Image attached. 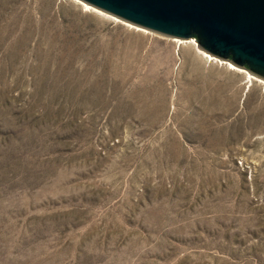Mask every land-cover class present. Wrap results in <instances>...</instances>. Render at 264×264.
I'll return each instance as SVG.
<instances>
[{"label":"rangeland","instance_id":"374dc122","mask_svg":"<svg viewBox=\"0 0 264 264\" xmlns=\"http://www.w3.org/2000/svg\"><path fill=\"white\" fill-rule=\"evenodd\" d=\"M0 264H264V84L72 0H0Z\"/></svg>","mask_w":264,"mask_h":264},{"label":"water","instance_id":"95a60500","mask_svg":"<svg viewBox=\"0 0 264 264\" xmlns=\"http://www.w3.org/2000/svg\"><path fill=\"white\" fill-rule=\"evenodd\" d=\"M135 27L183 41L264 80V0H80Z\"/></svg>","mask_w":264,"mask_h":264},{"label":"bare ground","instance_id":"6f19581e","mask_svg":"<svg viewBox=\"0 0 264 264\" xmlns=\"http://www.w3.org/2000/svg\"><path fill=\"white\" fill-rule=\"evenodd\" d=\"M72 1H74V2H76V3H79V4L83 5L84 7L88 8V9H90V10L97 11V12H99V13H102L103 15H106V16H108V17H110V18H112V19H114V20H116V21L122 22V23H124V24H126V25H128V26H131V27L136 28V29H138V30L147 31V30H144V29H141V28L135 27V26H133V25H130V24L126 23V22H123V21H121V20H119V19H117V18H115V17H113V16H110V15H108V14H106V13L100 11V10H97V9H95V8H93V7L89 6V5H87L86 3H83V2L80 1V0H72ZM173 40L176 41V42H178V43H180V44H184V43L193 44V45L195 46V48L197 49V51H198L200 54H202L205 58H207L208 60L216 61V62L221 63V64H225V65H227V66L229 67V69H231V70H235V71H239V72H243V73H245V74L249 77L250 81H252V80H258L259 82H261L262 84H264V80H261V79L255 77V76L251 75V74L248 73L246 70H243V69H241V68H238V67L234 66L233 64H231V63H229V62H225V61L219 60V59H217V58H215V57H213V56H211V55H209V54H207V53L201 51V50L197 47V44H196L195 40H190V41H183V40H177V39H173Z\"/></svg>","mask_w":264,"mask_h":264}]
</instances>
